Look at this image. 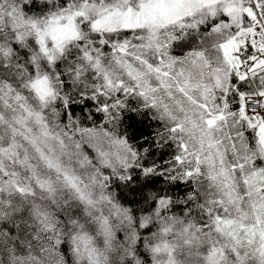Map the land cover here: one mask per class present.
Here are the masks:
<instances>
[{
  "label": "snow or ice",
  "instance_id": "6c2138e0",
  "mask_svg": "<svg viewBox=\"0 0 264 264\" xmlns=\"http://www.w3.org/2000/svg\"><path fill=\"white\" fill-rule=\"evenodd\" d=\"M0 264H264V0H0Z\"/></svg>",
  "mask_w": 264,
  "mask_h": 264
}]
</instances>
